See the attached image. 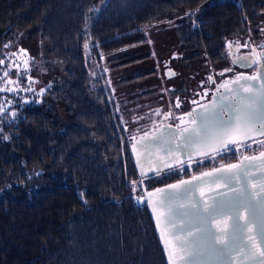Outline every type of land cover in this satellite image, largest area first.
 <instances>
[{
  "label": "trees",
  "instance_id": "trees-1",
  "mask_svg": "<svg viewBox=\"0 0 264 264\" xmlns=\"http://www.w3.org/2000/svg\"><path fill=\"white\" fill-rule=\"evenodd\" d=\"M263 17L264 0H0V264H167L137 202L133 118L101 68L162 20L174 22L192 61L218 59ZM19 42L43 46L59 65L39 96L19 77Z\"/></svg>",
  "mask_w": 264,
  "mask_h": 264
},
{
  "label": "snow or ice",
  "instance_id": "snow-or-ice-1",
  "mask_svg": "<svg viewBox=\"0 0 264 264\" xmlns=\"http://www.w3.org/2000/svg\"><path fill=\"white\" fill-rule=\"evenodd\" d=\"M228 47L231 48L232 45ZM240 60L242 66H248L247 57H240ZM260 60L264 71V54H261ZM209 80L211 81L212 78L209 77ZM257 80L260 81L258 86L248 83ZM4 90L0 88V91ZM203 95L206 96L207 93ZM193 103L198 104L197 101ZM175 107H180L178 99ZM3 111L4 109L0 108V114ZM156 114L159 115V111ZM170 117L171 113H168L164 119ZM176 119L179 123L175 128L171 125L157 127L154 134L146 133L133 144V152L142 154V160H138L141 167L143 163H148L150 170L159 174L161 166L169 167L175 153L181 150L188 156L193 154V148L204 153L210 150L219 152L221 149H227L228 145H239L256 136H264V75L238 76L234 81H226L217 88L216 94L208 104L199 105L198 108ZM133 139L136 140L135 137ZM258 142L264 146V140ZM161 152L164 156L159 155ZM152 155L157 156L160 161L155 168L151 167L153 161L149 160V156ZM175 159L178 161L179 157ZM257 159L259 162L255 163ZM248 161L254 163H247ZM253 169L264 172V152L261 153L260 158L245 156L239 163L222 166L219 171L230 173L224 178L225 183L230 184L232 180H239L242 174L247 179L253 174ZM203 175L215 176L216 173ZM193 179L202 180V177ZM191 183L192 181H182L180 185H169L168 189H157L155 193L147 194L150 198L148 203L153 205L154 213L156 209L162 210L157 214L158 222L163 219L165 229L169 225H175L170 233L172 240H166L170 264L175 250H179L180 255L184 257L180 260V264H194L197 256L206 254L213 255L214 264H232L233 261L237 264H264V239L260 241L258 253L253 251L252 245L244 244V236L246 233H252L253 225H257L255 236L264 235V222L257 224L256 220L257 207L264 213V179L260 180L255 192L247 188H238L233 190V197L226 195L225 200L220 203L214 200L211 205L203 207H198L199 202L187 205L197 208L198 212L206 214L211 222L216 224V231L212 232L203 226L198 217L195 223L178 224L172 219L175 195L169 194V190L178 193L183 185ZM157 196L158 199H152ZM137 202L140 203L139 200ZM241 212L248 213L243 223H241ZM248 239H254V236L249 235Z\"/></svg>",
  "mask_w": 264,
  "mask_h": 264
},
{
  "label": "flooded vegetation",
  "instance_id": "flooded-vegetation-1",
  "mask_svg": "<svg viewBox=\"0 0 264 264\" xmlns=\"http://www.w3.org/2000/svg\"><path fill=\"white\" fill-rule=\"evenodd\" d=\"M228 45L232 47L229 48ZM261 54H264V17L257 21L250 32L230 37L225 43L224 54L218 59L209 60L204 57V60L198 58L188 62L184 60L183 55L179 54L178 57L173 54L166 60H162L159 66L161 76L158 78L155 74L150 79L154 87L162 86L164 83L165 88L153 91L147 88L148 93L143 106L144 123H139L140 119H131L134 125L131 128L130 138H136L130 142L131 148L137 140L146 133L154 132L157 127L171 125L175 128L179 123L176 117L184 116L194 108H198L199 105L208 104L216 94L217 88L226 81H234L238 76L264 75L260 60ZM240 57L248 58V66H242ZM177 58H179L178 64L170 62ZM209 77L212 78L211 81ZM248 83L258 86L260 81H248ZM232 86L235 87V85ZM204 93L207 95H203ZM177 99L180 102L179 108L175 107ZM193 101H197L198 104H194ZM158 111L159 115L156 114ZM168 113H171V117L165 120L164 117ZM260 140H264V136H256L239 145H228L227 149L196 158H189L183 151L177 152L178 161L173 158L169 167L160 171L159 174L151 175L150 178L171 174L175 177L173 181H177L222 165L237 163L245 156L251 157L264 152V146L258 142Z\"/></svg>",
  "mask_w": 264,
  "mask_h": 264
},
{
  "label": "rangeland",
  "instance_id": "rangeland-1",
  "mask_svg": "<svg viewBox=\"0 0 264 264\" xmlns=\"http://www.w3.org/2000/svg\"><path fill=\"white\" fill-rule=\"evenodd\" d=\"M173 23L170 20H162L147 27L144 32L146 43L110 57V60L104 62L101 68L107 79L106 82L121 104V110L130 114L133 119H143V123L145 121L143 106L148 93L147 88L152 91L165 88L164 83L162 86L154 87L150 78H153L155 74L158 78L161 76L159 66L162 60H166L173 54L178 57L179 54H184L182 46L177 40ZM17 44L15 43L11 47V52L16 56L19 77L21 81L30 84L36 95L39 96L45 92L54 79L60 77L59 65L48 58L46 49L39 44L28 45L23 42ZM200 58V60H204V57ZM196 59L198 58L193 60ZM184 60L191 61L185 57ZM127 61L129 63L117 67L118 64ZM170 62L178 64L179 58ZM175 68H179V66H175ZM38 96L36 100L39 99ZM0 108L6 110L5 105H0ZM132 140L129 137V141Z\"/></svg>",
  "mask_w": 264,
  "mask_h": 264
},
{
  "label": "water",
  "instance_id": "water-1",
  "mask_svg": "<svg viewBox=\"0 0 264 264\" xmlns=\"http://www.w3.org/2000/svg\"><path fill=\"white\" fill-rule=\"evenodd\" d=\"M174 128V127H173ZM156 130L150 134H154ZM135 144V143H134ZM132 149V148H131ZM183 150L179 151L180 153ZM193 154L191 156H188L189 158H196L202 155H206L208 153H212L214 151H209L207 153L204 152H198L195 150V148L192 149ZM160 156H164V153H159ZM177 152L175 153V157L177 156ZM132 156H133V161L138 173V176L140 178V185L142 188V194L143 197L139 200L140 202H145L148 210L150 212L152 221L154 223L155 230L158 234L167 264H170L169 260V254L168 251L166 250V240L170 241L172 240V237L170 235L171 231L174 230L175 225H169L167 229L164 228V221L161 219L159 222L157 220V214H160L162 210L156 209V212L154 213L153 210V205L148 203V200L150 199L148 197V193L152 192L155 193L157 189H168L169 185H180L182 181H192L191 184L183 185L180 189V191L177 193L174 190H169V194H174L175 195V200H174V215L172 219L176 221L178 224L183 223V222H191L195 223L196 218L198 217L205 228L209 230V232L216 231V224L211 222L210 218L206 216V214L202 212H198L197 208H191L188 207L187 205L191 203H197L198 207H203L205 205H211L213 201L215 200L217 203H220L221 201H224L226 198V195L228 197H233L234 189L238 188H247L250 191L255 192L256 189L259 186V182L261 179H264V172H261L259 169H253L252 170V175H250L247 179L243 176V174L239 177V180H232L230 184H226L224 178L228 177L230 173L226 172H221L219 171L222 166L227 167L230 164L227 165H222L216 168H213L211 170L205 171L203 173H199L197 175H194L190 178H184L181 180L173 181L164 185H160L157 187H154L152 189H149L148 191L145 189L143 185V181L147 178H150L151 175L156 174V172L150 170V167L148 163H143V166L138 163V160H142V154L141 153H136L133 152L132 149ZM261 153L251 156V157H256L260 158ZM173 157V158H175ZM172 158V160H173ZM149 160L153 161L151 167L155 168L157 164L160 163L159 159L157 156L152 155L149 156ZM240 162V161H239ZM237 162V163H239ZM259 159L255 161V163H258ZM237 163H232V164H237ZM247 163H254L253 161H248ZM167 167L161 166L160 171L166 169ZM143 172V175H142ZM204 173H216L215 176H204ZM194 177H202V180H194ZM251 181L252 183H249ZM152 199H158V196ZM166 214V213H165ZM241 223L245 222V220L248 217L247 212H241ZM256 220L257 224H260L264 222V213L261 212L259 207H257V215H256ZM159 223V227H158ZM257 225L252 226V233H246L244 236V244L247 245H252L253 246V251L257 252L259 251V244L262 239H264V235L261 236H255ZM252 235L254 236V239H248V236ZM163 236V238H162ZM184 257L180 255L179 250H175L174 255L172 257V264H180V260L183 259ZM226 261V258H225ZM194 264H214V258L212 254H206L204 256H197L195 258ZM232 264H237L236 261H233Z\"/></svg>",
  "mask_w": 264,
  "mask_h": 264
}]
</instances>
